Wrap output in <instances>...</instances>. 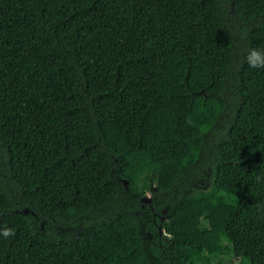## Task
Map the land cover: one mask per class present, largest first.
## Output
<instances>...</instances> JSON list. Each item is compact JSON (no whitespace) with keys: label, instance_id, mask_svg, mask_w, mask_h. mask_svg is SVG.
Returning <instances> with one entry per match:
<instances>
[{"label":"trees","instance_id":"trees-1","mask_svg":"<svg viewBox=\"0 0 264 264\" xmlns=\"http://www.w3.org/2000/svg\"><path fill=\"white\" fill-rule=\"evenodd\" d=\"M252 49L264 0H0V264H264Z\"/></svg>","mask_w":264,"mask_h":264},{"label":"clouds","instance_id":"clouds-1","mask_svg":"<svg viewBox=\"0 0 264 264\" xmlns=\"http://www.w3.org/2000/svg\"><path fill=\"white\" fill-rule=\"evenodd\" d=\"M249 66L255 69L264 68V51L252 49L247 57ZM0 234L8 237L12 234V229L7 227L0 229Z\"/></svg>","mask_w":264,"mask_h":264},{"label":"water","instance_id":"water-1","mask_svg":"<svg viewBox=\"0 0 264 264\" xmlns=\"http://www.w3.org/2000/svg\"><path fill=\"white\" fill-rule=\"evenodd\" d=\"M144 202H148L149 201V197H146L143 199Z\"/></svg>","mask_w":264,"mask_h":264},{"label":"rangeland","instance_id":"rangeland-1","mask_svg":"<svg viewBox=\"0 0 264 264\" xmlns=\"http://www.w3.org/2000/svg\"><path fill=\"white\" fill-rule=\"evenodd\" d=\"M148 256L150 257L149 253H148Z\"/></svg>","mask_w":264,"mask_h":264}]
</instances>
